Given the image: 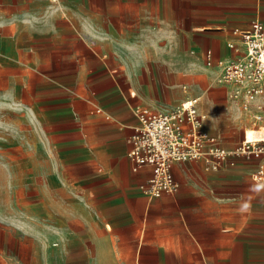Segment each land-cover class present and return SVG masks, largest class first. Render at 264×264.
<instances>
[{
  "label": "crops",
  "instance_id": "1",
  "mask_svg": "<svg viewBox=\"0 0 264 264\" xmlns=\"http://www.w3.org/2000/svg\"><path fill=\"white\" fill-rule=\"evenodd\" d=\"M45 1L50 16L51 0H0V73L19 66L22 73L54 74L34 95L62 112L57 146L83 170L69 179L71 198L82 203L78 230L49 232L59 246L57 262L50 255L46 264H264V181L249 175L255 159L208 171L200 160L175 162L177 188L151 196V169L133 170L127 156L137 108L170 109L197 96L198 110L211 120L243 118L242 129L249 127L217 77L241 53L240 31L254 18L264 22V0H178L189 10L181 18L170 13L172 0H155L159 15L143 14V28L129 35L127 49L119 34L99 32L92 40L57 31L55 20H33ZM148 18L159 21V32ZM185 19L186 29L169 31L168 20ZM209 122L205 129L226 148L243 137L242 131L228 147ZM40 262L36 248L32 264ZM0 264L23 260L0 247Z\"/></svg>",
  "mask_w": 264,
  "mask_h": 264
},
{
  "label": "rangeland",
  "instance_id": "2",
  "mask_svg": "<svg viewBox=\"0 0 264 264\" xmlns=\"http://www.w3.org/2000/svg\"><path fill=\"white\" fill-rule=\"evenodd\" d=\"M50 3V16L45 1L33 20H55L57 31L73 36L82 33L92 40H99V32L119 34L126 49L129 35L143 28L146 20L143 14L160 12L155 0H51ZM182 4L172 0L170 13L180 18L187 16L189 10L182 8ZM149 21L151 31L159 32V21ZM168 21L169 31L179 32L189 25L187 19ZM3 29L7 31L5 26ZM93 56L88 50L84 58L90 66L94 64ZM11 68L15 71L8 76L0 73V247L9 254L17 253L23 264H32V252L39 248L40 263L46 264L44 258L50 255L54 263L57 259L53 251L59 240L49 237V232L64 226L78 230L82 203L71 198L69 179L83 170L73 161V155L57 146L62 112L38 104L34 95L42 81L54 74L22 73L19 66ZM206 120L228 147L238 141L247 123L242 118L236 124H223L211 120L208 114ZM247 136L252 133L247 131Z\"/></svg>",
  "mask_w": 264,
  "mask_h": 264
},
{
  "label": "built area",
  "instance_id": "3",
  "mask_svg": "<svg viewBox=\"0 0 264 264\" xmlns=\"http://www.w3.org/2000/svg\"><path fill=\"white\" fill-rule=\"evenodd\" d=\"M240 36L241 53L230 59L217 77V82L229 88L228 97L250 120L232 148L224 147L218 136L205 129V114L197 108V96L170 109L135 110L138 124L129 138L127 156L133 170L143 166L151 169L146 187L149 195L177 188L171 171L175 162L200 160L208 171L234 165L237 158L255 159L249 175L255 182L264 181V22L252 19Z\"/></svg>",
  "mask_w": 264,
  "mask_h": 264
}]
</instances>
